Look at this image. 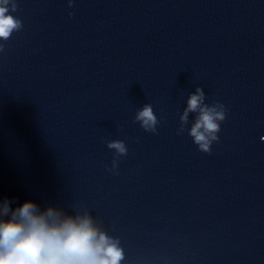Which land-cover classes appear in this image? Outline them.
Segmentation results:
<instances>
[{"label": "water", "instance_id": "water-1", "mask_svg": "<svg viewBox=\"0 0 264 264\" xmlns=\"http://www.w3.org/2000/svg\"><path fill=\"white\" fill-rule=\"evenodd\" d=\"M16 2L0 201L87 212L120 264H264V0ZM198 87L227 109L211 154L188 134L196 113L179 132ZM145 104L155 133L135 121Z\"/></svg>", "mask_w": 264, "mask_h": 264}, {"label": "clouds", "instance_id": "clouds-1", "mask_svg": "<svg viewBox=\"0 0 264 264\" xmlns=\"http://www.w3.org/2000/svg\"><path fill=\"white\" fill-rule=\"evenodd\" d=\"M16 11V0H0V38L4 41L23 27L20 19L9 14ZM204 100L205 93L198 87L180 117L179 132L186 130L189 113H196L188 134L200 152L211 154L213 142H219L217 134L227 118V109L220 103L210 107ZM135 121L152 133L159 124L150 104L137 111ZM107 147L120 156L128 152L125 143L118 140ZM12 203L0 201V264H120L123 260L119 241L102 231L87 212L73 216L53 207L42 211L30 201L13 210Z\"/></svg>", "mask_w": 264, "mask_h": 264}]
</instances>
